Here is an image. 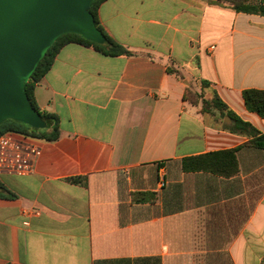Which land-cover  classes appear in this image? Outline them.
<instances>
[{
	"label": "crops",
	"instance_id": "0c3cea01",
	"mask_svg": "<svg viewBox=\"0 0 264 264\" xmlns=\"http://www.w3.org/2000/svg\"><path fill=\"white\" fill-rule=\"evenodd\" d=\"M99 19L131 54L68 43L36 84L61 135L34 140L31 173L0 175V264H264V148L184 98L217 95L264 133L243 98L264 90V16L214 0H105ZM233 148L235 176L183 169Z\"/></svg>",
	"mask_w": 264,
	"mask_h": 264
},
{
	"label": "water",
	"instance_id": "95a60500",
	"mask_svg": "<svg viewBox=\"0 0 264 264\" xmlns=\"http://www.w3.org/2000/svg\"><path fill=\"white\" fill-rule=\"evenodd\" d=\"M93 1L0 0V125L13 119L46 127L26 84L60 36L76 33L98 44L106 42L90 10Z\"/></svg>",
	"mask_w": 264,
	"mask_h": 264
},
{
	"label": "trees",
	"instance_id": "16d2710c",
	"mask_svg": "<svg viewBox=\"0 0 264 264\" xmlns=\"http://www.w3.org/2000/svg\"><path fill=\"white\" fill-rule=\"evenodd\" d=\"M105 0H94L91 5V12L95 18L96 26L105 34L107 40L104 44H98L90 41L80 34L66 33L60 36L52 46L47 50L36 69L32 73L26 84V92L32 106L42 115L47 125L45 128H35L17 120L8 119L0 125V135L6 132H15L23 136L53 142L60 138L61 129L59 117L55 114L41 111L36 98L35 87L41 81L43 76L51 68L59 51L68 43L76 42L86 46H93L106 55L131 54V52L122 44L114 40L103 28L99 19V7ZM215 2H228L236 11L259 14L264 16V0H214ZM184 98L193 104L202 102V112L209 113L218 117L226 128L253 136L251 144L264 148V133L260 134L252 124L241 120L232 111L227 110V106L216 95L213 99L208 100L201 93L187 91ZM243 98L248 110L257 112L264 117V90L256 88H247L243 91ZM227 110V111H226ZM218 114V116H217ZM229 116L233 119L232 125L225 124L223 119ZM238 148L224 149L207 152L195 156L183 158V169L186 171H208L223 177H232L239 173V163L237 158ZM71 181L80 184H86V177L71 178ZM3 190H7L4 182L0 179V196H6ZM12 192V191H11ZM11 196H15L12 192Z\"/></svg>",
	"mask_w": 264,
	"mask_h": 264
},
{
	"label": "built area",
	"instance_id": "2783aa9c",
	"mask_svg": "<svg viewBox=\"0 0 264 264\" xmlns=\"http://www.w3.org/2000/svg\"><path fill=\"white\" fill-rule=\"evenodd\" d=\"M34 140L15 132L0 135V175H27L32 172L31 159L40 154Z\"/></svg>",
	"mask_w": 264,
	"mask_h": 264
}]
</instances>
